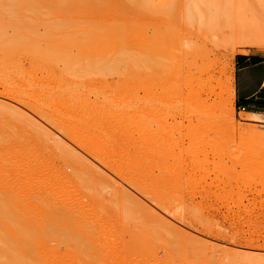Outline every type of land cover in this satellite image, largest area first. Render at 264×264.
Masks as SVG:
<instances>
[{
  "label": "rangeland",
  "instance_id": "obj_1",
  "mask_svg": "<svg viewBox=\"0 0 264 264\" xmlns=\"http://www.w3.org/2000/svg\"><path fill=\"white\" fill-rule=\"evenodd\" d=\"M249 54L264 0H0V264H264Z\"/></svg>",
  "mask_w": 264,
  "mask_h": 264
},
{
  "label": "crops",
  "instance_id": "obj_2",
  "mask_svg": "<svg viewBox=\"0 0 264 264\" xmlns=\"http://www.w3.org/2000/svg\"><path fill=\"white\" fill-rule=\"evenodd\" d=\"M233 95L235 105L248 115L264 111V57L259 54L237 55L234 59ZM255 108L257 111L247 112Z\"/></svg>",
  "mask_w": 264,
  "mask_h": 264
},
{
  "label": "bare ground",
  "instance_id": "obj_3",
  "mask_svg": "<svg viewBox=\"0 0 264 264\" xmlns=\"http://www.w3.org/2000/svg\"><path fill=\"white\" fill-rule=\"evenodd\" d=\"M110 62V61H109ZM114 62V61H113ZM112 62V63H113ZM120 63V62H119ZM119 63H117V64H119ZM120 64H122V62L120 63ZM104 67V66H103ZM106 67L107 68H110V66H108V65H106ZM200 69V68H199ZM202 69V68H201ZM111 70V69H110ZM115 70V69H114ZM211 70V69H210ZM189 79V78H188ZM197 82L198 83H200V84H203V83H207L208 81H210V77H209V75H208V73H204L203 72V70L202 71H200V74H199V77H197ZM2 239V238H1ZM3 241H4V239H3ZM2 244H3V242H1ZM1 247V246H0ZM1 251V250H0ZM6 252V251H5ZM6 253H10L9 251H7ZM9 258V259H8ZM19 258V257H18ZM7 259L8 260H6V262H8L10 259H12V258H10V257H7ZM16 259V258H15ZM13 262V261H12ZM12 262H10V263H12ZM18 262V261H17ZM17 262H15V263H17ZM9 264V263H8Z\"/></svg>",
  "mask_w": 264,
  "mask_h": 264
}]
</instances>
